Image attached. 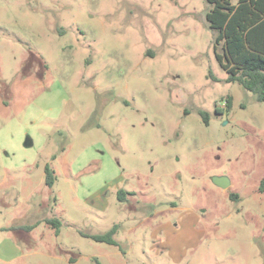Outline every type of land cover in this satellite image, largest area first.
Here are the masks:
<instances>
[{"label":"rangeland","instance_id":"rangeland-1","mask_svg":"<svg viewBox=\"0 0 264 264\" xmlns=\"http://www.w3.org/2000/svg\"><path fill=\"white\" fill-rule=\"evenodd\" d=\"M208 8L0 0V264H264V103ZM113 226L120 249L81 235Z\"/></svg>","mask_w":264,"mask_h":264},{"label":"trees","instance_id":"trees-1","mask_svg":"<svg viewBox=\"0 0 264 264\" xmlns=\"http://www.w3.org/2000/svg\"><path fill=\"white\" fill-rule=\"evenodd\" d=\"M208 5L205 20L214 33V56L220 69L226 74V83H235L244 91L252 93L255 101L264 103V0H204ZM209 77H212L209 72ZM231 97L225 98L227 109L231 107ZM221 113V109H216ZM205 124L209 116L204 111L198 112ZM54 172L45 167V185L52 187ZM264 191V179L260 183ZM126 192L119 191L118 199L123 201ZM233 199L236 195H232ZM58 234L60 222L57 219L43 220ZM35 225L27 226L30 231ZM117 226L99 235L81 234L97 243L118 247L115 240Z\"/></svg>","mask_w":264,"mask_h":264},{"label":"water","instance_id":"water-1","mask_svg":"<svg viewBox=\"0 0 264 264\" xmlns=\"http://www.w3.org/2000/svg\"><path fill=\"white\" fill-rule=\"evenodd\" d=\"M212 183L222 189H226L229 186V181L225 177H214Z\"/></svg>","mask_w":264,"mask_h":264}]
</instances>
